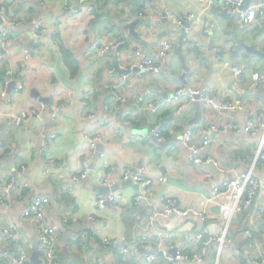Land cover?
<instances>
[{"label":"crops","instance_id":"crops-1","mask_svg":"<svg viewBox=\"0 0 264 264\" xmlns=\"http://www.w3.org/2000/svg\"><path fill=\"white\" fill-rule=\"evenodd\" d=\"M222 4L223 0L8 1L12 24L7 26L6 44L0 45V230L11 222L17 226L25 238L29 264H44L37 249L36 223L24 215L38 196L50 199L47 214L59 235V264H99L100 260L142 264L147 246L189 255L197 251L193 237L200 230L222 232L220 202L212 199V192L250 170L264 142V131L255 136L234 130L207 134L209 125L228 119L243 128L246 111L208 112L187 99L167 102L156 112L146 108L165 102L179 87L187 86L206 89L218 100L240 98L247 112L264 113V82L254 84L255 74L264 75V17L251 30L240 20L227 19ZM70 5L79 11H71ZM166 10L186 19L188 32L161 19ZM190 14L195 18L188 19ZM40 22L44 24L41 45L36 47L33 34ZM120 39L129 43L120 54L97 55L95 44L104 46ZM167 41L175 48L160 75L132 71L139 64L137 52L156 53ZM31 48L23 68L24 50ZM121 65L124 71L117 68ZM235 67L242 70L241 75L235 74ZM125 74L127 81L118 92L127 101L120 103L111 86ZM39 103L46 106L40 117L32 113L39 110ZM55 105H62L63 112L52 120ZM103 121L107 124L102 139L92 152L85 135ZM155 127L163 129L159 142L151 135ZM188 129L195 131L197 142L208 135L216 139L204 153L210 162L195 165L191 161L182 136L174 132ZM84 160L88 174L75 180L84 171ZM19 165L26 168L14 174ZM141 168L155 185L152 195L136 204L139 187L127 182L124 173ZM255 175L264 182L262 165ZM161 177L167 182H158ZM111 193L121 199L99 201V195ZM166 199L205 212L209 219H153ZM137 210L141 218L135 216ZM158 231L175 235L160 244ZM247 232L254 239L252 246ZM230 237L232 244L223 250L222 264H264V190L252 206H241ZM105 238L111 241L108 248L103 245ZM122 243L132 253L128 262L114 249ZM0 248L1 264H13L18 249L2 243ZM218 251L216 245L210 246L202 264H215ZM159 264L167 263L160 259Z\"/></svg>","mask_w":264,"mask_h":264},{"label":"built area","instance_id":"built-area-1","mask_svg":"<svg viewBox=\"0 0 264 264\" xmlns=\"http://www.w3.org/2000/svg\"><path fill=\"white\" fill-rule=\"evenodd\" d=\"M8 1L3 0L0 5V18L1 24L0 27V45L4 46L8 40L9 32L7 26L11 25L9 19V10H8ZM44 1V0H39ZM87 3H92L93 0H83ZM246 0H223L222 11L223 15L229 19L240 20L247 24V27L251 30L255 29L258 25L260 16L264 17V0L250 2L247 8H245ZM70 10L78 12L79 9L75 6L70 5ZM167 19L168 21L182 27L184 32H188L186 26L187 21L184 18L177 16L169 10H166L162 15L161 19ZM195 15L190 14L188 19H194ZM5 25V26H4ZM44 24L40 22L33 34V43L36 47L41 45V30ZM123 40H115L109 42L106 45L98 46L95 44L97 55L102 56L111 51H117V54H120V47L123 44ZM175 48L173 42L167 41L163 42L158 51L152 54H144L142 52H137L138 55V65L132 69V71H138L137 75L146 72L153 75H160L163 71V66L169 58V54ZM33 49L24 50V60L21 64V67H25L31 56ZM2 56L0 55V60ZM121 71H124V66L119 67ZM234 72L236 75H241L242 70L235 67ZM113 73V70L110 71ZM129 75V74H127ZM9 80V79H8ZM127 81V76L122 75L119 82L111 86V91L114 92L115 99L120 103H126L127 99L124 95L120 94L118 91L122 89L125 82ZM264 82V75L260 76L255 74L254 84L258 86L260 83ZM19 87H22L19 85ZM190 100L191 102H196L201 104L205 109L210 111H231V112H245L246 122L241 128L238 123L228 119L224 123H212L207 128L206 133L210 132H228L231 130L242 131L249 135H258L261 130L264 131V113H256L254 110L247 112V106L243 103V100L236 98L233 101H223L218 100L215 96L211 95L208 90L202 88H194L181 86L179 87L172 98L162 102L159 105H147L146 108L151 112H156L158 108L164 107L167 102L179 103L183 100ZM38 111H32V113H38L39 117L44 114L46 106L43 103H39ZM184 107V106H183ZM182 107V108H183ZM109 109V108H108ZM110 110V109H109ZM63 112L62 105H55L53 108L52 120H56L57 116ZM107 124V121H103L99 124L97 129L91 133H87L85 138L89 142V149L92 152L97 148V143L102 139V132ZM177 135L182 136V140L187 147L190 153V159L195 165H201L205 162H210V160H205L204 153L205 151L213 144L217 143L215 138L206 136L201 142L195 140V131L188 129L184 132L174 130ZM163 129L155 127L151 129V135L156 139L157 142L162 140ZM3 149V143L0 141V153ZM48 164L53 165L54 163L49 162ZM262 165L264 167V142H261L260 147L256 153V156L253 160L252 166L249 171L238 175L234 180L226 182L223 186L217 187L212 192V199H216L220 202V216L221 221L223 222V229L220 233L210 232L207 228L200 230L193 237V241L197 246V251L193 254H185L178 251L176 254H171L167 249L153 250L150 246L145 247L142 264H159V260L163 259L167 264H183V262H197L202 264L205 262V257L207 255V250L210 246L216 245L219 249L218 258L215 264H222V252L223 250L232 244V239L230 237V230L234 219L242 205L250 207L254 204L255 198L261 190H264V182H260L255 175L256 168ZM84 171L80 177H74L75 180L85 179L88 174V161H83ZM26 168L25 165H19L18 168H14V174H21L22 171ZM125 180H131L138 185L139 191L135 195L134 202L136 204L141 203L146 200L149 196L152 195V187L155 185V180L152 179L147 171L141 168L138 172H131L127 170L124 173ZM14 181V180H12ZM158 182L166 183L167 179L161 177L158 179ZM99 201L109 200L110 202L116 203L121 199V196L117 193H111L108 197L103 195L98 196ZM50 199L48 197L38 196L33 199L30 205L24 212L25 217L35 221L37 226V235H38V251L42 256L44 264H59L56 256V248L58 244V232L57 228L53 226L48 218V206ZM135 216L141 218L142 214L140 211H136ZM173 216L178 217H187L193 216L196 219L207 220L209 216L205 212L198 210H189L182 208L178 201L175 199L165 200L164 207L157 210L153 216L161 217L163 219H169ZM152 218V216H151ZM152 219V220H153ZM250 240L252 241L251 246L253 245L254 239L252 234L247 232ZM173 232L168 231H158L156 232L157 241L162 244L164 240H168L174 237ZM143 240H147L146 237ZM0 243L7 244L12 248L18 249V255L14 257L13 264H29V253L24 248L25 238L19 232L17 226L14 223H8L3 229L0 230ZM103 245L105 248H108L111 245V241L107 238L103 240ZM114 249L118 252L124 262H128L132 258V253L130 248L126 244H116ZM4 257L3 251L0 248V264ZM99 264H105L104 261L100 260Z\"/></svg>","mask_w":264,"mask_h":264},{"label":"water","instance_id":"water-1","mask_svg":"<svg viewBox=\"0 0 264 264\" xmlns=\"http://www.w3.org/2000/svg\"><path fill=\"white\" fill-rule=\"evenodd\" d=\"M250 2H251V0H246V5H245V8H247L248 7V5L250 4ZM165 20H167V19H165ZM1 21V20H0ZM168 21V20H167ZM186 26H187V24H186ZM129 46V43L128 42H125L124 44H122V46L120 47V49H122L123 47H128ZM120 49H119V51H120ZM117 68H119L118 66H117ZM185 70L186 71H188V68H185ZM128 74V73H127ZM187 76V73H185L184 74V77H186ZM12 87H13V85H12ZM201 117V115H198V119ZM230 180H233V179H230ZM127 182H131V180H128ZM219 211H220V207H219V209H218ZM35 256H37V254H35L34 255V257Z\"/></svg>","mask_w":264,"mask_h":264}]
</instances>
